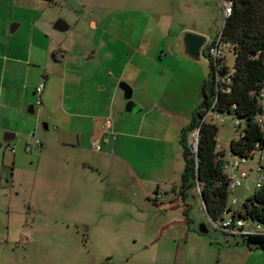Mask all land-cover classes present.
<instances>
[{
    "label": "crops",
    "instance_id": "obj_1",
    "mask_svg": "<svg viewBox=\"0 0 264 264\" xmlns=\"http://www.w3.org/2000/svg\"><path fill=\"white\" fill-rule=\"evenodd\" d=\"M113 10L118 9L93 0H0V202L15 201L23 191L34 202L44 168L100 172L102 156L122 150L131 155L124 165L141 172L149 203L185 202L183 187L178 192L186 165L181 133L198 99L192 83L178 76L188 75L181 63L193 60L177 50L181 32L167 44L176 62L156 70L139 59L134 64L140 56L153 58L151 42L136 43L120 31ZM60 19L64 30L55 28ZM159 50L160 60H167L165 48ZM122 81L132 86L133 95L139 93L132 111ZM108 117L110 133L104 131ZM62 182L58 185L64 187ZM45 198L69 201L55 191ZM0 244L5 243L0 239ZM229 249L233 264L254 251L246 245Z\"/></svg>",
    "mask_w": 264,
    "mask_h": 264
},
{
    "label": "rangeland",
    "instance_id": "obj_2",
    "mask_svg": "<svg viewBox=\"0 0 264 264\" xmlns=\"http://www.w3.org/2000/svg\"><path fill=\"white\" fill-rule=\"evenodd\" d=\"M93 1L118 9L112 12L113 19L120 24L118 29L125 31L136 43L140 38L146 42L142 45L151 42L153 58L140 56L134 62L138 63L139 59L148 69L156 70L167 61L178 60L167 44L181 32L205 36L207 42L201 59L182 62L181 67L188 75L178 76L197 90L199 106L203 99V83L210 73L205 49L217 39L224 25L223 0ZM162 48L168 53L167 60H160L158 56L157 50L161 53ZM220 48L225 63L232 67L233 51L224 42ZM138 97L136 93L132 100ZM212 117L219 127L218 148L229 152L232 140L245 122L230 113ZM237 119L242 122L241 128L235 126ZM111 129L104 131L110 133ZM127 157L131 155L128 156L126 150L103 155L100 172L88 170L86 173L82 167L65 172L56 169L49 172L44 168L37 177L39 191L34 202L24 191L15 201L8 197L2 200L0 229L4 234L0 239L5 244L0 246V264H233L235 258L229 255V248L246 245L244 236L224 231L219 227L222 220L213 221L208 216L197 187L187 189L184 203H168L166 198L158 199L164 205L155 199L149 203L145 180L141 172L124 165ZM241 169L249 172V178L242 186L230 189L228 199V204L236 210L242 209L244 201L258 190L260 152L243 162ZM62 181H65L64 187L58 185ZM180 181L178 192L183 187L182 176ZM54 191L65 194L69 201L48 202L45 197ZM233 198H238L236 204H232ZM172 206L179 209H172ZM202 224L208 232L200 231ZM251 226L252 220H246V227ZM250 254L248 260L240 259L241 264L243 261L264 264V249H255Z\"/></svg>",
    "mask_w": 264,
    "mask_h": 264
},
{
    "label": "trees",
    "instance_id": "obj_3",
    "mask_svg": "<svg viewBox=\"0 0 264 264\" xmlns=\"http://www.w3.org/2000/svg\"><path fill=\"white\" fill-rule=\"evenodd\" d=\"M230 1L232 12L219 35L233 51L235 61L229 67L223 57L214 60L208 56L210 73L203 83V99L181 133L186 162L183 194L199 184L204 208L213 221L233 216L259 224L258 233L243 234L244 243L251 250L264 249V187L248 197L240 210L228 204L226 152L218 150L219 127L212 117L230 113L244 120V128L230 144L232 156L250 159L255 152L264 151V98L260 95L264 88V0ZM235 126L241 128L242 122L237 119ZM196 130L198 147L193 152L190 143Z\"/></svg>",
    "mask_w": 264,
    "mask_h": 264
},
{
    "label": "built area",
    "instance_id": "obj_4",
    "mask_svg": "<svg viewBox=\"0 0 264 264\" xmlns=\"http://www.w3.org/2000/svg\"><path fill=\"white\" fill-rule=\"evenodd\" d=\"M223 2L225 5V15L227 17L232 12L231 10L232 2L230 0H223ZM221 43L222 41L219 35L217 39H215V41L205 49L207 55L214 60H219L220 58H222L223 55H222V50L220 48ZM43 88H44V83L40 84L37 87V91L42 92ZM260 95L262 98H264V88H262ZM104 127L105 129L108 130L112 128V119L110 117H108L105 120ZM198 137H199V132L198 130H196L193 133V139L190 143V148L193 152L197 151ZM36 142L38 144L42 143V141L38 138L36 139ZM27 149L31 150L32 146L28 145ZM218 150L220 149L218 148ZM247 160L249 159H240L232 156L230 151L226 152L224 166L230 177V189L242 186L243 181L249 178V172L245 169H241V165L243 164V162H246ZM196 187L200 193L199 184ZM256 187L258 189L264 187V151L260 152V175L256 181ZM237 202H238V198L232 199V204H236ZM219 227L224 231L232 234H256L259 232L260 229L259 224H255V223H252L251 228H247L246 221L243 218L233 217V216H227L225 219H223Z\"/></svg>",
    "mask_w": 264,
    "mask_h": 264
},
{
    "label": "water",
    "instance_id": "obj_5",
    "mask_svg": "<svg viewBox=\"0 0 264 264\" xmlns=\"http://www.w3.org/2000/svg\"><path fill=\"white\" fill-rule=\"evenodd\" d=\"M55 28L58 30H64L66 28V26H64V20H58L55 24ZM206 42L207 38L203 35L190 32H183L180 36L177 50L180 51L185 57L189 58L190 60H200ZM119 86L124 91V97L128 100L127 107H131L128 111H132V106L135 103L132 100V86H130V84L125 81H122ZM200 231L208 232V229L206 228L205 224L201 225Z\"/></svg>",
    "mask_w": 264,
    "mask_h": 264
}]
</instances>
